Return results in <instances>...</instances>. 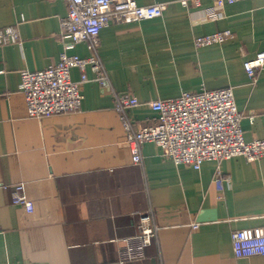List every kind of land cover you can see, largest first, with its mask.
Segmentation results:
<instances>
[{"label":"crops","instance_id":"0c3cea01","mask_svg":"<svg viewBox=\"0 0 264 264\" xmlns=\"http://www.w3.org/2000/svg\"><path fill=\"white\" fill-rule=\"evenodd\" d=\"M136 2L167 9L101 29L98 53L110 86L87 68L77 111L31 117L20 72L47 68L64 51L90 52L85 42L65 48V1L0 0V29L18 34L0 44V264H264V255L235 257L231 245L234 230L264 225V156L207 160L196 169L146 142L136 164L114 108V92L136 97L128 114L140 128L158 122L155 99L229 86L244 138L264 139V67L251 78L243 66L264 50V0L225 2L215 8L219 19L209 16L212 0ZM225 29L231 36L221 43H194ZM80 77L73 68L71 78ZM20 183L30 213L13 203ZM147 211L158 236L139 250L134 237Z\"/></svg>","mask_w":264,"mask_h":264},{"label":"built area","instance_id":"2783aa9c","mask_svg":"<svg viewBox=\"0 0 264 264\" xmlns=\"http://www.w3.org/2000/svg\"><path fill=\"white\" fill-rule=\"evenodd\" d=\"M68 12L61 21L60 34L70 42L65 48L85 42L90 52L88 57L62 52L57 63L39 70L23 69L20 72V90L24 96L27 114L42 117L77 111L82 102L81 84L88 81L86 69L96 73L95 80L103 87L110 81L99 56V34L110 22L126 23L161 17L167 3L140 5L136 0H63ZM237 0H212L209 16L219 19L225 2ZM185 7H199L201 0H180ZM231 36L228 29L216 31L195 38L196 46L221 43ZM18 34L13 27L0 29V44L13 43ZM247 75L255 77L256 71L264 67V50L258 51L252 59L243 62ZM81 72L79 81L71 78V70ZM111 88V87H110ZM114 108L119 115L124 132V143L131 151L133 163H142V146L155 143L162 156L175 164H186L199 169L207 160L229 159L242 156L248 161L264 156V139L246 140L240 126L242 114L238 111L231 87L184 92L179 97L155 99L152 109L159 113V120L152 125L136 128L128 109L138 105L136 97L128 93L114 92ZM219 180V179H218ZM13 203L26 212L34 209L33 201L26 195L25 186H15ZM196 226V225H195ZM158 225L151 211L143 213L134 239L141 250L158 236ZM1 232V229H0ZM232 251L235 257L264 255V225L237 229L231 235Z\"/></svg>","mask_w":264,"mask_h":264}]
</instances>
